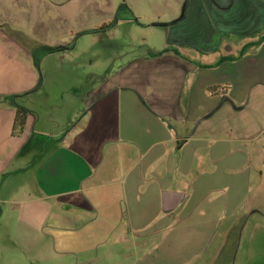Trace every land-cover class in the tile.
Segmentation results:
<instances>
[{
  "label": "crops",
  "instance_id": "1",
  "mask_svg": "<svg viewBox=\"0 0 264 264\" xmlns=\"http://www.w3.org/2000/svg\"><path fill=\"white\" fill-rule=\"evenodd\" d=\"M104 4L0 0V208L26 196L19 218L55 234L54 254L109 247L102 257L120 264L192 261L232 230L226 218L264 210V0L127 5L158 10L149 26L167 30L165 43L148 49L179 55L145 51L91 86L60 82L85 91L65 115L75 123L48 134L30 101L57 83L74 36L100 40L116 12L106 21ZM91 57L104 71L103 55ZM19 106L29 115L18 137Z\"/></svg>",
  "mask_w": 264,
  "mask_h": 264
},
{
  "label": "rangeland",
  "instance_id": "2",
  "mask_svg": "<svg viewBox=\"0 0 264 264\" xmlns=\"http://www.w3.org/2000/svg\"><path fill=\"white\" fill-rule=\"evenodd\" d=\"M79 2L80 0H75ZM106 12V21L110 18L112 5L115 7L113 18L106 22L109 28H99L100 40L92 44V35L89 37L74 36V43H77L76 50L64 55V59L58 61L61 67L57 76L59 78L54 87L46 84L45 88L30 101V110L37 119L36 128L44 127L48 134H59L76 121L69 120L71 116L67 111L71 106L78 104L80 93L85 88L78 89L59 88L60 82L66 85L78 86L83 81L90 86L107 77L109 69H117L123 60L140 55L147 51L148 45H164L161 38L167 35V30L162 28H150L149 24L157 17L161 19L158 10L148 9L144 6L130 10L127 5L140 2H156V0H103ZM158 1V0H157ZM170 3L181 0H168ZM170 10V11H169ZM164 16V21H172V9ZM182 10V9H181ZM133 11V13L131 12ZM73 28L77 27L78 21L75 18L76 9L73 10ZM174 12V11H173ZM105 27V26H104ZM114 28L112 31L111 28ZM75 30L74 35L81 34ZM161 40V41H160ZM99 52L103 55L105 62L104 71L99 66L97 72L91 70L92 54ZM120 54V56H119ZM57 58H60L57 57ZM110 62L114 63L110 68ZM71 105V106H70ZM67 114L68 117L65 115ZM71 121V122H70ZM69 125V126H68ZM26 196H19L15 202L1 205L0 208V264H120L113 257H102L101 251H107L109 247L99 248L98 251L83 254L66 255L60 252L54 254L53 232H43L38 226L27 227L19 218L22 210L27 205L21 203ZM264 202H260V205ZM44 206V205H43ZM232 218H226L224 226L231 227L230 232L219 230L206 254L194 260H185L182 264H264V210L260 215H246L240 212ZM229 222V223H228ZM59 236V235H58ZM111 251H112V247ZM124 264V263H123ZM125 264H144L138 258Z\"/></svg>",
  "mask_w": 264,
  "mask_h": 264
},
{
  "label": "trees",
  "instance_id": "3",
  "mask_svg": "<svg viewBox=\"0 0 264 264\" xmlns=\"http://www.w3.org/2000/svg\"><path fill=\"white\" fill-rule=\"evenodd\" d=\"M109 28L108 26H105L104 29ZM245 50L242 51V53L239 56H242V54L244 53ZM148 55L152 56V57H158L161 56L163 54L172 52L175 55H179L178 51L176 49L173 48H166L162 51L159 52H155L152 51L150 49L147 50ZM238 56V57H239ZM237 59V57H229V58H225L223 61H233ZM216 90H218V87H214L212 89H209V92H215ZM28 115H29V111L27 108L25 107H17L16 109V116H15V120H14V124H13V129H12V134L13 136H22L26 130V124H27V119H28Z\"/></svg>",
  "mask_w": 264,
  "mask_h": 264
},
{
  "label": "water",
  "instance_id": "4",
  "mask_svg": "<svg viewBox=\"0 0 264 264\" xmlns=\"http://www.w3.org/2000/svg\"><path fill=\"white\" fill-rule=\"evenodd\" d=\"M167 203L169 202V203H171L169 200L168 201H166ZM169 208H170V206H169ZM171 209V208H170Z\"/></svg>",
  "mask_w": 264,
  "mask_h": 264
}]
</instances>
